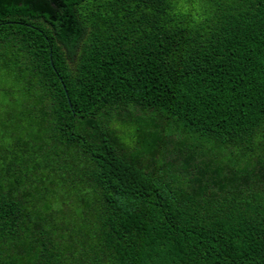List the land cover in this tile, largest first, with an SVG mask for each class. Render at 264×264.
I'll list each match as a JSON object with an SVG mask.
<instances>
[{"label": "trees", "instance_id": "obj_1", "mask_svg": "<svg viewBox=\"0 0 264 264\" xmlns=\"http://www.w3.org/2000/svg\"><path fill=\"white\" fill-rule=\"evenodd\" d=\"M0 264H264V0H0Z\"/></svg>", "mask_w": 264, "mask_h": 264}, {"label": "rangeland", "instance_id": "obj_2", "mask_svg": "<svg viewBox=\"0 0 264 264\" xmlns=\"http://www.w3.org/2000/svg\"><path fill=\"white\" fill-rule=\"evenodd\" d=\"M117 127H119L120 125H116ZM126 130V135L124 137V143H126L127 145L131 146L132 145V139L134 138L133 134L134 133V126L128 125L125 127Z\"/></svg>", "mask_w": 264, "mask_h": 264}, {"label": "water", "instance_id": "obj_3", "mask_svg": "<svg viewBox=\"0 0 264 264\" xmlns=\"http://www.w3.org/2000/svg\"><path fill=\"white\" fill-rule=\"evenodd\" d=\"M68 103H69V100L67 99Z\"/></svg>", "mask_w": 264, "mask_h": 264}]
</instances>
